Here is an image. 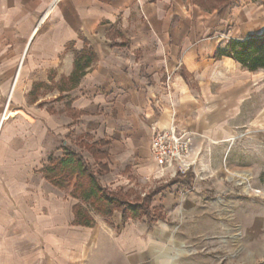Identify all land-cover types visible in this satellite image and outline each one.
Here are the masks:
<instances>
[{"label": "crops", "instance_id": "crops-1", "mask_svg": "<svg viewBox=\"0 0 264 264\" xmlns=\"http://www.w3.org/2000/svg\"><path fill=\"white\" fill-rule=\"evenodd\" d=\"M224 6L0 0V221L11 220L24 250L32 251L29 257L58 248L66 236L75 242L95 224H74L77 200L41 173L48 156H61L64 146L75 149L77 137L104 142L99 150L106 152L101 161L108 171L102 175L129 178L145 176L155 165L149 152L153 127L201 133L202 146L205 136L227 138L234 101L209 99L213 83L207 78L215 74L210 62L234 60L215 58L220 45L197 37L219 24L217 11ZM84 46L95 60L74 86H63L74 51ZM38 82L50 90L32 100Z\"/></svg>", "mask_w": 264, "mask_h": 264}, {"label": "rangeland", "instance_id": "rangeland-1", "mask_svg": "<svg viewBox=\"0 0 264 264\" xmlns=\"http://www.w3.org/2000/svg\"><path fill=\"white\" fill-rule=\"evenodd\" d=\"M217 12L219 24L197 37L223 45L264 30V0H231ZM210 63L209 99L234 101L236 113L227 138L205 136L203 169L188 184L173 182L155 165L145 176L101 174L103 186L131 202L157 190L143 202L148 217L123 222L120 212L93 214L94 226L75 242L66 236L58 248L38 250V257H29L11 220H1L0 264H264V71L235 61ZM49 90L38 85L30 97ZM74 148L93 164L85 149Z\"/></svg>", "mask_w": 264, "mask_h": 264}, {"label": "trees", "instance_id": "trees-1", "mask_svg": "<svg viewBox=\"0 0 264 264\" xmlns=\"http://www.w3.org/2000/svg\"><path fill=\"white\" fill-rule=\"evenodd\" d=\"M205 9H219L229 4L231 0H194ZM215 58L228 57L240 64L249 71L262 69L264 71V30L258 34H249L245 37H231L223 45L216 48ZM95 60V54L87 46L79 51H74V65L69 77L62 80L74 86L86 69ZM45 87L44 83L37 86ZM33 90L30 92L32 95ZM34 99V98H33ZM32 99V100H33ZM76 146L85 149L93 158L94 163H89L85 157L69 146L63 147V154L55 157L49 155L46 163L41 168L44 178L53 186L67 192L77 200L73 206V223L81 226H92L94 215L98 214L105 218H110L115 212H120L123 222L129 219L145 218L149 215L148 206L143 203L152 201V197L157 190L141 201L131 202L124 198L121 190L113 191L103 186L99 180V175L108 171L106 163L102 162L106 158V152L100 151L99 146L103 141L88 142L81 137H77ZM194 175L188 172L185 175H176L173 182L188 184Z\"/></svg>", "mask_w": 264, "mask_h": 264}, {"label": "built area", "instance_id": "built-area-1", "mask_svg": "<svg viewBox=\"0 0 264 264\" xmlns=\"http://www.w3.org/2000/svg\"><path fill=\"white\" fill-rule=\"evenodd\" d=\"M171 76H166V89H169ZM149 152L155 165L170 177L191 172L194 176L203 167L199 157L200 144L204 135L195 131L178 129L171 125L167 129L152 128Z\"/></svg>", "mask_w": 264, "mask_h": 264}]
</instances>
